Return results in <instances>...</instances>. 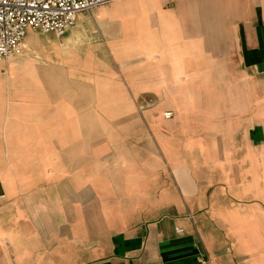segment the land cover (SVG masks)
I'll use <instances>...</instances> for the list:
<instances>
[{"label": "crops", "instance_id": "1", "mask_svg": "<svg viewBox=\"0 0 264 264\" xmlns=\"http://www.w3.org/2000/svg\"><path fill=\"white\" fill-rule=\"evenodd\" d=\"M36 32L0 62V264H264V0Z\"/></svg>", "mask_w": 264, "mask_h": 264}, {"label": "built area", "instance_id": "2", "mask_svg": "<svg viewBox=\"0 0 264 264\" xmlns=\"http://www.w3.org/2000/svg\"><path fill=\"white\" fill-rule=\"evenodd\" d=\"M109 0H0V62L23 54L27 31L64 34L79 13ZM171 111L164 113L171 116Z\"/></svg>", "mask_w": 264, "mask_h": 264}, {"label": "rangeland", "instance_id": "3", "mask_svg": "<svg viewBox=\"0 0 264 264\" xmlns=\"http://www.w3.org/2000/svg\"><path fill=\"white\" fill-rule=\"evenodd\" d=\"M36 33H39L38 34L39 37H42V38H40V41H41V39L44 40L43 39L44 35L42 33H40V32H36ZM30 54H31V51H28V49L25 48L22 55H20L18 57H15V58H11L9 60H6L5 62H11L12 63V62L17 61V60H19L20 58H22V57H24L26 55H30ZM32 54L34 55V52L33 51H32ZM33 55H30V56L33 57Z\"/></svg>", "mask_w": 264, "mask_h": 264}]
</instances>
